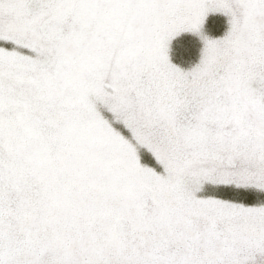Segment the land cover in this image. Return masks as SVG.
<instances>
[{"label": "snow or ice", "instance_id": "snow-or-ice-1", "mask_svg": "<svg viewBox=\"0 0 264 264\" xmlns=\"http://www.w3.org/2000/svg\"><path fill=\"white\" fill-rule=\"evenodd\" d=\"M0 264H264V0H0Z\"/></svg>", "mask_w": 264, "mask_h": 264}]
</instances>
